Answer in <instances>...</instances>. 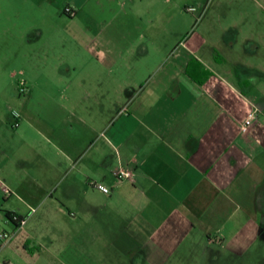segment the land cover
I'll list each match as a JSON object with an SVG mask.
<instances>
[{"label": "crops", "instance_id": "1", "mask_svg": "<svg viewBox=\"0 0 264 264\" xmlns=\"http://www.w3.org/2000/svg\"><path fill=\"white\" fill-rule=\"evenodd\" d=\"M36 1L44 15L85 13L98 21L79 36L35 30L44 44L29 47L39 63L12 132L19 143L6 136L10 123L1 116L0 158L15 151L26 161L20 154L26 148L39 161L45 158L49 166L45 172L39 168L38 176L63 194L55 201L73 219L77 213L71 208L82 212L83 221H97L107 208L126 219L127 228L115 238L123 253L148 247L163 251L164 243L158 242L165 241L166 257L182 241L244 253L264 242V94L253 78L240 77L212 53L204 60L194 50L166 52V40L154 39L159 27L139 24L143 0ZM149 7L141 9L151 16ZM144 33L148 42L143 43ZM37 81L67 82L65 91L98 103H55L49 86ZM108 96L126 105L113 124L107 119ZM250 113L254 119L244 131ZM81 142L86 146L77 148ZM112 155L115 168L130 170L133 180H119L108 170ZM5 202L0 187V210ZM155 208L166 210L158 225L151 219ZM7 212L18 214L8 209L0 214L14 225V237L0 239V264H15L12 257L36 255L29 254L34 238L19 236L22 228Z\"/></svg>", "mask_w": 264, "mask_h": 264}, {"label": "rangeland", "instance_id": "2", "mask_svg": "<svg viewBox=\"0 0 264 264\" xmlns=\"http://www.w3.org/2000/svg\"><path fill=\"white\" fill-rule=\"evenodd\" d=\"M146 5L154 11L151 16L141 9L146 8ZM37 6L36 0H0V117L4 116L9 121L11 133L6 136L11 141H17V144L20 137L12 133L18 129L14 128L13 112L20 115L22 101L27 100L26 93L19 91V83L25 82L28 89L35 83L33 80L39 58L29 47L37 48L36 44H44V38L40 39L41 36L35 30L41 27L57 29L56 36L66 32L79 36L85 26L98 21L85 13L71 18L64 13V17L44 15L37 11ZM140 7V26L159 27L160 32L154 31V39L166 40V52L194 50L204 60L210 59L211 53L218 55L223 59L224 66L236 68L240 77L253 78L256 90L264 94V0H143ZM190 7L194 10L189 11ZM160 10L166 11L164 16L158 13ZM145 35L140 37L143 43L148 42L143 38ZM37 83L49 86L46 89L53 95L55 103H98L94 98L86 101L82 94L68 93L65 91L67 82L64 81ZM41 103L39 99L37 104ZM106 106L108 123L111 124L117 120L116 114H123L126 107L116 96L106 97ZM107 136L110 137L109 131ZM80 145L86 146L81 142L77 148ZM20 154L27 160L18 159L15 151L10 157L0 158L3 166L0 187L2 200L4 198L6 201L0 214L3 215L8 209L22 215L19 216L24 224L19 227L22 228L19 236L27 234L36 239L29 241L34 246L29 254L36 255H29L24 260L12 257L11 261L14 260L15 264H264L263 241H257L253 249L244 253L218 247L195 248L191 246L194 241H182L179 250L172 251V255L166 257V241L157 240L158 243H164L165 248L163 251L152 249L154 255L151 247L145 252L123 253L116 248L115 238L122 228H127L126 219L116 217L107 208L101 211L97 221L91 218L83 221L82 212H75L71 208L72 213H77V218L73 219L68 210L55 201L63 194L51 188L46 177L38 176L39 168H44L45 172L49 162L45 158L39 161L28 148L20 150ZM113 155V161L108 163L107 168L116 174L119 168H115ZM110 178H114L112 174ZM104 199L103 195L98 198L102 202ZM153 211L151 219L158 225L164 220L166 210L155 208ZM3 233L9 235V238H0L3 242L12 239L14 225L0 219V234Z\"/></svg>", "mask_w": 264, "mask_h": 264}, {"label": "built area", "instance_id": "3", "mask_svg": "<svg viewBox=\"0 0 264 264\" xmlns=\"http://www.w3.org/2000/svg\"><path fill=\"white\" fill-rule=\"evenodd\" d=\"M189 11H193L194 8L193 7H190L188 8ZM19 91L20 93H23L25 94L27 89H26V86H25V82H20L19 83ZM13 116L15 118V122H14V127H16L18 125V120L20 118V115L17 113V112H13ZM254 119V114L253 113H250L248 115V117L246 118L245 122H244V125H243V130L246 131L248 126L252 123ZM116 177L119 179V180H133V173L130 171V170H127V169H124V168H120L117 173H116ZM97 188L99 190H101L102 192L108 194L110 192V189L105 186V185H102V184H97ZM14 219L17 220L19 223V225L17 227H21L23 224H24V221L23 219L21 218H17V216H14ZM0 238H9V235L3 233V234H0Z\"/></svg>", "mask_w": 264, "mask_h": 264}, {"label": "trees", "instance_id": "4", "mask_svg": "<svg viewBox=\"0 0 264 264\" xmlns=\"http://www.w3.org/2000/svg\"><path fill=\"white\" fill-rule=\"evenodd\" d=\"M14 216H17V218L21 219V217L19 215H16L15 213H9L7 212V217L10 219V221H12L16 226H18V221L14 219Z\"/></svg>", "mask_w": 264, "mask_h": 264}]
</instances>
